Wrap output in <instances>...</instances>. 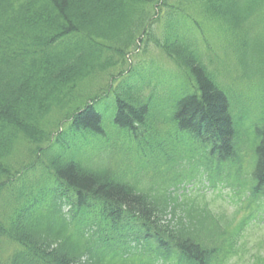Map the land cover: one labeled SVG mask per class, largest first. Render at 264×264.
<instances>
[{
  "label": "trees",
  "instance_id": "obj_1",
  "mask_svg": "<svg viewBox=\"0 0 264 264\" xmlns=\"http://www.w3.org/2000/svg\"><path fill=\"white\" fill-rule=\"evenodd\" d=\"M198 21L243 38L251 67L264 70V0H0V201L14 204L11 212L0 206V217L8 216L0 218V251L4 238L20 246L10 264H230L239 254L237 231L209 229L207 221L218 228L222 220L207 205L194 209L203 218L187 217L177 197L160 189L153 195L154 187L129 175L131 157L153 160L173 129L179 141L192 138L209 153L216 174L239 157L248 116L205 64L200 34L208 37ZM142 36L176 66L169 86L164 74L139 68L111 73ZM105 77L109 88L93 93ZM105 94L114 95L113 128L135 144L109 151L101 163ZM154 94L173 103L169 118L153 116ZM251 128L258 197L264 116ZM110 240L117 245L107 259ZM133 244L149 250L148 262Z\"/></svg>",
  "mask_w": 264,
  "mask_h": 264
},
{
  "label": "rangeland",
  "instance_id": "obj_2",
  "mask_svg": "<svg viewBox=\"0 0 264 264\" xmlns=\"http://www.w3.org/2000/svg\"><path fill=\"white\" fill-rule=\"evenodd\" d=\"M198 26H199L200 31H205L206 34H208V41L206 45L209 50H211L212 44H216L219 49L222 48L224 51H227V52H224L225 54L229 55L230 57L235 58L236 60L238 69L236 68L233 61L230 62V64L229 62H227V60L223 57V55L221 54V52L215 45H213L214 50H212L211 52H207L206 54L207 63L209 65V68L215 74H217L218 79L222 83H227V86H229L228 85L229 83L232 84V87L230 88L231 89L230 91L232 92V94H233L232 90H236L238 92L240 91L241 96H238L237 92L235 93V96H236V101H238L242 106L241 116H248L247 118H250V114H251L249 107L247 106V103L243 99L244 98L243 96L248 97L252 101V103L254 101H257V106L255 110H257L259 113L261 112L260 115H262L264 113V70L261 68L263 67L262 65L261 67H258V68L251 67L253 58L251 57V52L247 50V48L244 46L243 38L233 39L232 37L228 35L229 39L226 40L227 35H223V34L220 35L218 32L214 31V29L216 28L215 24L206 25L205 23L198 21ZM203 46H204V43L201 42L200 43L201 50L203 49ZM150 49L151 50L147 54L144 53L143 46L137 49L136 51H134L132 55L128 56L129 58L128 64L129 65L132 64L133 66L134 65L148 66L155 60L157 62L156 64H158L159 66L162 67L164 64L167 70L170 71L173 69V67L170 65L168 60H166V58L164 57L161 51L153 47H151ZM238 70L241 71L248 78H251L252 76H261L259 77L260 88H250L246 84L241 83L238 79L240 75V72ZM112 73L115 74L116 70L112 71ZM145 73L147 75L148 71H146ZM159 74L162 75L163 73L159 72ZM110 80L109 79L106 80L104 82L105 85L103 83H98L95 86L96 87L95 90H97L103 85L105 86L104 88L105 90L108 89ZM101 91H104V90L102 89ZM229 96H230V100L233 101V96L231 94ZM113 98H114V95L112 94L107 101H110V102L114 101ZM100 105L102 106L105 104L103 102ZM248 105H250V103H248ZM107 106L108 104L105 105L106 108H104V110L106 112L107 118L111 117V120H112L115 114V108L112 106H108V107ZM153 106H154L153 116L157 118H162V119L166 117L169 118L170 113L173 110V103L162 101L159 96H156L154 98ZM105 127L107 131V138H105V140L103 141L104 142L103 148L106 152H109L116 148L117 141L115 140V137H114L115 129L113 128V122H110V126L106 124ZM177 151L185 152L189 156H191L192 154H198L197 151H195L194 149H191L190 143L186 140L182 141L181 144H178L175 140L171 142L170 150H169V153L171 154L170 158H174ZM20 152H21V157L24 159V154L26 152V149H22ZM246 153L251 154L252 152L249 150H246ZM107 160H108L107 157H103L99 160V162L106 163ZM200 160L204 164H206L208 161V160L206 161V159L202 157H200ZM19 162H23V161L19 160ZM122 162H123V166L128 164L124 156H122ZM152 163L157 164L158 159L157 158L153 159ZM168 169L171 171V173L168 176V181L171 183L175 181V177L179 174V171L174 166H169ZM224 172L235 174L236 169L233 168L230 163H226L224 165ZM187 174H188L187 178H191L194 174V170L193 171L190 170V172H188ZM222 198H224V201L220 199V197L214 200L218 201L217 203L218 205H224V207L228 209V214L230 216L234 215L236 211L239 208H241V210L237 214L235 221H234V224L238 223L246 214V210H245V206L247 205L246 197H243V201H240V199L236 195H234V192L231 189H226L223 191ZM193 200H194V197H192L189 200V202H192ZM214 200H211V202ZM185 210L187 211V217L195 214L196 216L203 218L201 215H199L194 210H192L191 206H189L188 208H185ZM191 220L198 221L197 219H191ZM206 223L208 226L212 228L213 226L212 222L207 221ZM234 224H233V227H234ZM203 227H204L203 225H200L199 229L200 230L203 229L204 231L203 233L207 234L208 228H203ZM243 241L246 242L245 248H248L251 250L250 251L251 256L248 255L245 257L246 261L252 259L253 257L255 258V255H258L259 253L258 246L261 249V253L264 254V222L260 223L259 221H254L252 225L246 230L245 238L241 240L240 245L243 243ZM104 253L106 255V258L108 259L109 253L107 251H104ZM231 263L232 264H245V262L240 261L238 258L232 259Z\"/></svg>",
  "mask_w": 264,
  "mask_h": 264
},
{
  "label": "bare ground",
  "instance_id": "obj_3",
  "mask_svg": "<svg viewBox=\"0 0 264 264\" xmlns=\"http://www.w3.org/2000/svg\"><path fill=\"white\" fill-rule=\"evenodd\" d=\"M146 47L147 46V43H146V38H144L143 36L142 37H140L139 39H137L136 40V42L134 43V45L132 46V50H134V51H136L137 49H139L140 47ZM121 66L122 67H120V69L117 71L116 70V75L123 69H125L127 66H128V62H127V60L126 59H123L122 60V63H121ZM112 71H114V70H111V73H112ZM109 74V73H108ZM110 76H111V74H109ZM114 75V74H113ZM259 77H261V76H252L251 78H248V77H246L243 73H240V75H239V81L241 82V83H244V84H246L247 86H249L250 88H260V85H259V82H260V79H259ZM109 79V77H105V78H103V81L101 82V83H103L104 84V82L106 81V80H108ZM105 85V84H104ZM101 86L100 88H98L97 90H95L96 89V87L95 88H93L92 89V92L93 93H97V92H100L101 90H102V88L104 89L105 88V86ZM221 85H222V87H223V89H225V90H228V89H230L231 87H232V84H228L229 86H227V83H221ZM107 96V95H106ZM111 96V94H109L107 97H110ZM107 103H110V101H108ZM102 106L99 104L98 105V108H101ZM238 140H239V138H238Z\"/></svg>",
  "mask_w": 264,
  "mask_h": 264
}]
</instances>
